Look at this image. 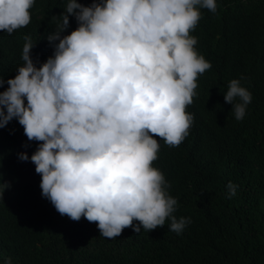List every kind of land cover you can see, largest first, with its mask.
I'll return each mask as SVG.
<instances>
[{
  "label": "clouds",
  "instance_id": "clouds-1",
  "mask_svg": "<svg viewBox=\"0 0 264 264\" xmlns=\"http://www.w3.org/2000/svg\"><path fill=\"white\" fill-rule=\"evenodd\" d=\"M36 0H0V30L12 34L32 20ZM47 33L53 52L37 63L36 41L24 36L23 63L0 85V127L13 118L35 151L18 152L41 175V194L62 214L97 222L100 235L116 238L168 223L181 234L191 216L176 215L178 196L159 158L160 140L179 146L190 134L198 78L212 67L192 33L217 0H66ZM70 15L77 27L69 33ZM58 41V42H57ZM241 74L224 99L243 120L253 93ZM159 136V140L157 139ZM8 181L0 180L3 197ZM229 197L238 185L229 180ZM0 264H18L12 256Z\"/></svg>",
  "mask_w": 264,
  "mask_h": 264
},
{
  "label": "trees",
  "instance_id": "trees-1",
  "mask_svg": "<svg viewBox=\"0 0 264 264\" xmlns=\"http://www.w3.org/2000/svg\"><path fill=\"white\" fill-rule=\"evenodd\" d=\"M66 0H36L29 25L8 34L0 30V77L6 81L23 63L24 36L35 42L32 56L44 61L53 52L47 33ZM90 4L91 0H81ZM216 13L203 8L192 33L212 67L198 78V95L187 110L195 113L190 134L177 147L160 140L159 166L178 196L176 215L191 216L181 234L166 222L136 233L126 226L116 238L100 235L97 222L60 214L41 194V175L29 156L38 142L28 140L13 118L0 127V259L18 264H264V0H217ZM69 33L77 27L70 15ZM58 42V41H57ZM253 93L243 120L225 101L231 78ZM7 84L0 85V91ZM159 140V136L157 135ZM238 185L227 195V182Z\"/></svg>",
  "mask_w": 264,
  "mask_h": 264
}]
</instances>
